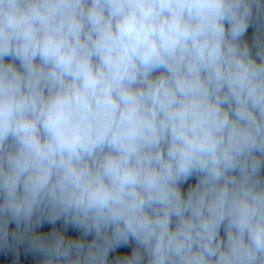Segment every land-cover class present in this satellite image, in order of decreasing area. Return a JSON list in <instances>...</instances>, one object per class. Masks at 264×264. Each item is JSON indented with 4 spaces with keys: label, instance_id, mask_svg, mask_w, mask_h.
<instances>
[{
    "label": "clouds",
    "instance_id": "9594fccd",
    "mask_svg": "<svg viewBox=\"0 0 264 264\" xmlns=\"http://www.w3.org/2000/svg\"><path fill=\"white\" fill-rule=\"evenodd\" d=\"M25 252L264 264V0H0V264Z\"/></svg>",
    "mask_w": 264,
    "mask_h": 264
},
{
    "label": "trees",
    "instance_id": "16d2710c",
    "mask_svg": "<svg viewBox=\"0 0 264 264\" xmlns=\"http://www.w3.org/2000/svg\"><path fill=\"white\" fill-rule=\"evenodd\" d=\"M253 31H254L253 27H250L249 28V36L252 34ZM193 182H194V180L190 181V183H193ZM186 187H187V185H185V188ZM47 227H50V226L46 225L45 228H47ZM69 232L72 235H79L78 232H75L74 230H71V229H69ZM21 251H23V249H21ZM11 258H12L11 255L5 256V259H11ZM33 259H38V258H33V257L30 256V254H27L26 252L24 253V255H23L24 264H30V261L33 260ZM15 264H20V262L16 261Z\"/></svg>",
    "mask_w": 264,
    "mask_h": 264
}]
</instances>
